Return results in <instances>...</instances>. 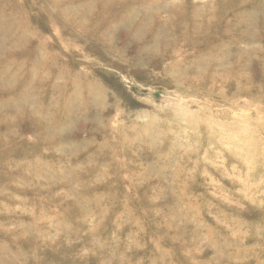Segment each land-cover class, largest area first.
I'll return each instance as SVG.
<instances>
[{
  "label": "rangeland",
  "instance_id": "obj_1",
  "mask_svg": "<svg viewBox=\"0 0 264 264\" xmlns=\"http://www.w3.org/2000/svg\"><path fill=\"white\" fill-rule=\"evenodd\" d=\"M0 264H264V0H0Z\"/></svg>",
  "mask_w": 264,
  "mask_h": 264
},
{
  "label": "bare ground",
  "instance_id": "obj_2",
  "mask_svg": "<svg viewBox=\"0 0 264 264\" xmlns=\"http://www.w3.org/2000/svg\"><path fill=\"white\" fill-rule=\"evenodd\" d=\"M187 162V161H185ZM187 166V165H186ZM185 174V173H184ZM180 177V176H179ZM189 183V182H188ZM192 184V183H191ZM191 186V185H190ZM190 189V188H189ZM191 190V189H190ZM189 191V190H188ZM195 191V190H194ZM202 192V191H201ZM196 195V194H195ZM198 197V196H197ZM198 203V202H197ZM201 203V202H200ZM202 206V205H201ZM172 233V232H171ZM179 237V236H178ZM174 245V244H173ZM176 253V252H175ZM175 255V254H174Z\"/></svg>",
  "mask_w": 264,
  "mask_h": 264
}]
</instances>
